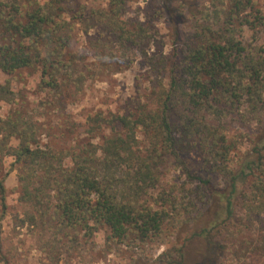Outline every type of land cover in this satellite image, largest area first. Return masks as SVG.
<instances>
[{
    "label": "trees",
    "instance_id": "obj_1",
    "mask_svg": "<svg viewBox=\"0 0 264 264\" xmlns=\"http://www.w3.org/2000/svg\"><path fill=\"white\" fill-rule=\"evenodd\" d=\"M133 1L109 0L85 16L67 9L69 0H0V71L39 68L46 111L65 114L71 91L87 79L79 55L67 52L75 18L86 34L96 30L104 48L89 71H122L114 46L138 52L155 77L145 99L123 114L65 119L63 135H75L69 149L44 142L47 126L18 111L0 116V159H13L0 168V261L11 264L3 222L6 181L17 171L25 211L16 226L52 225L55 235L89 240L104 228L110 245L165 246L134 264H264V49L241 40L245 27L264 31V11L256 0H159L155 15L172 25L177 41L169 60L151 19H126ZM181 24L190 34L179 47ZM14 100L0 84V104ZM241 125L244 151L231 135ZM169 166L184 182L167 190L161 183Z\"/></svg>",
    "mask_w": 264,
    "mask_h": 264
},
{
    "label": "rangeland",
    "instance_id": "obj_2",
    "mask_svg": "<svg viewBox=\"0 0 264 264\" xmlns=\"http://www.w3.org/2000/svg\"><path fill=\"white\" fill-rule=\"evenodd\" d=\"M207 3V0H202ZM264 11V0H256ZM109 3V0H69L66 8L69 10L80 11L85 16H89L92 10L103 8ZM85 8V9H84ZM126 19L140 20L148 22L152 20V25L159 30L157 40L161 45L164 43L163 51L167 57L172 58L175 52L176 42L174 29L172 25L155 15V12L161 8L159 0H136L130 2L127 7ZM157 16L154 17L153 16ZM72 18L73 14H67ZM72 40L71 46L67 49L68 53L79 55V70L85 74V80L82 90L76 92L71 91L72 96L67 99L65 114L61 111H46L42 107V102L46 100V94L42 92L41 71L39 68H27L21 70L14 75H6L0 71V84H7L15 93L13 103L0 104V116L8 117L16 111L22 113L25 120L38 121L47 126L46 133L42 140L49 142L51 146L58 149H69L75 145V135L68 137L63 135V129L60 126L65 125L64 120L69 119L76 124H82L89 114L97 111L113 112L123 114L125 111L134 107L138 101H143L150 93V87L153 74H149V68L144 65L142 56L136 52L121 51L111 46L113 52L117 54L116 68H123L120 72H91L88 67L98 68L99 61L93 59L97 51L104 49L103 45H97V32L95 29L88 30L86 34V26L79 19H72ZM181 36L178 46H183L187 41L189 26L184 24L179 26ZM242 42L247 47L255 48L258 51L264 49V31L259 29H250L245 27L242 31ZM162 42V43H161ZM110 45V41L107 42ZM100 46V47H98ZM106 49V48H105ZM109 54L111 50L106 49ZM154 51V48L151 52ZM93 64L96 66L94 67ZM95 74V75H94ZM93 75V77H92ZM77 76V75H76ZM166 78V77H165ZM164 78V79H165ZM166 80V79H165ZM69 117V118H68ZM63 124V125H62ZM245 129L235 126L232 136L240 140L242 151L248 148L241 137ZM83 131L82 128L78 132ZM111 130H106L104 135H109ZM142 139V135H139ZM83 136L78 139H82ZM96 144L101 145L102 139L98 137L94 139ZM14 144H16L14 142ZM13 159L7 157L0 159V168L7 170ZM170 170H169V169ZM166 169V178L162 181V189H169L175 182L180 184L184 182L181 173L169 166ZM169 170V171H168ZM18 173L14 171L10 174L6 181L8 188V214L3 222V252H8L11 264H134L135 260L142 258L143 260H151L156 258L164 249V245L155 244L152 247L140 249L135 246L119 247L117 244L109 243L107 240L108 232L106 229H100L94 238L88 239L78 236L72 232L71 237H65L62 233L55 235V230L47 225L45 230L39 227L16 226L15 218H24V206L19 201L18 192ZM53 227V226H52ZM169 240V239H168ZM166 239V241H168ZM0 264H3L0 261Z\"/></svg>",
    "mask_w": 264,
    "mask_h": 264
}]
</instances>
